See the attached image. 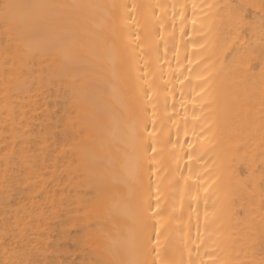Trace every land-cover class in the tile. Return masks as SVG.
I'll return each mask as SVG.
<instances>
[{
	"label": "bare ground",
	"instance_id": "6f19581e",
	"mask_svg": "<svg viewBox=\"0 0 264 264\" xmlns=\"http://www.w3.org/2000/svg\"><path fill=\"white\" fill-rule=\"evenodd\" d=\"M0 264H264V0H0Z\"/></svg>",
	"mask_w": 264,
	"mask_h": 264
},
{
	"label": "snow or ice",
	"instance_id": "6c2138e0",
	"mask_svg": "<svg viewBox=\"0 0 264 264\" xmlns=\"http://www.w3.org/2000/svg\"><path fill=\"white\" fill-rule=\"evenodd\" d=\"M5 9H9V8H19L21 7L20 5H4ZM33 7H40V6H33Z\"/></svg>",
	"mask_w": 264,
	"mask_h": 264
}]
</instances>
